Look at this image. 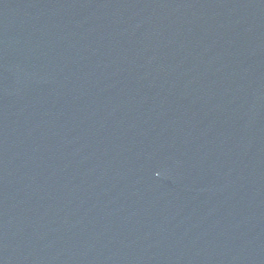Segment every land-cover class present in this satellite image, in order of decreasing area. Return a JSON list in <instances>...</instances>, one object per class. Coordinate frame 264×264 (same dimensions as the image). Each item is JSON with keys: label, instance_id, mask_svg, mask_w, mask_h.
Listing matches in <instances>:
<instances>
[{"label": "water", "instance_id": "1", "mask_svg": "<svg viewBox=\"0 0 264 264\" xmlns=\"http://www.w3.org/2000/svg\"><path fill=\"white\" fill-rule=\"evenodd\" d=\"M0 264H264V0H0Z\"/></svg>", "mask_w": 264, "mask_h": 264}]
</instances>
